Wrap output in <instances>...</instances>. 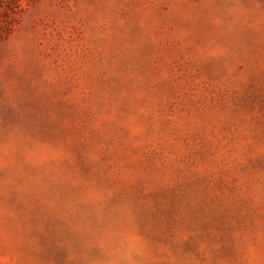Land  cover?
Masks as SVG:
<instances>
[{
  "label": "rangeland",
  "instance_id": "374dc122",
  "mask_svg": "<svg viewBox=\"0 0 264 264\" xmlns=\"http://www.w3.org/2000/svg\"><path fill=\"white\" fill-rule=\"evenodd\" d=\"M0 264H264V0H0Z\"/></svg>",
  "mask_w": 264,
  "mask_h": 264
}]
</instances>
